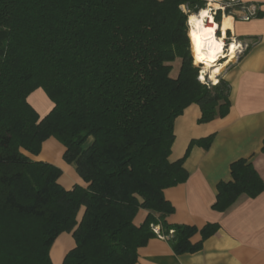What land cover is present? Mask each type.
Returning <instances> with one entry per match:
<instances>
[{"label": "trees", "instance_id": "obj_1", "mask_svg": "<svg viewBox=\"0 0 264 264\" xmlns=\"http://www.w3.org/2000/svg\"><path fill=\"white\" fill-rule=\"evenodd\" d=\"M207 2L0 0V264H54L65 232L75 246L62 264H135L156 226L176 254L199 251L218 231V223H171L165 195L188 180L192 147L209 149L215 137L193 139L173 161L176 118L191 104L199 123L231 108L229 81L207 83L194 61L189 19ZM39 88L53 103L44 117L29 100ZM50 137L85 185L65 188L60 167L31 157ZM217 188L212 208L223 212L242 195L259 196L264 179L241 158ZM141 209L148 214L138 225Z\"/></svg>", "mask_w": 264, "mask_h": 264}, {"label": "crops", "instance_id": "obj_2", "mask_svg": "<svg viewBox=\"0 0 264 264\" xmlns=\"http://www.w3.org/2000/svg\"><path fill=\"white\" fill-rule=\"evenodd\" d=\"M238 1L246 6L233 15L224 14L217 32L224 42L235 39L248 42L243 54L229 55L230 60L218 69L219 78H225L231 85L230 111L224 117L199 123L201 108L191 104L176 118V138L170 156L173 161L185 155L193 139L211 134L215 137L209 149L199 145L192 147L184 162L188 180L165 191L166 198L175 206V212L168 218L171 223L199 228L207 223H218L220 227L194 253L176 254L168 237H154L139 249L135 264H264V191L255 198L240 196L223 212L212 208L218 183L231 179L234 161L248 158L264 179V17L254 16L257 10L264 11V0ZM248 12L252 14L248 19L238 15ZM225 19L229 20L228 26L223 28ZM29 100L41 117L53 108L42 88L35 90ZM64 152L65 146L50 137L43 143L41 152L31 157L60 167L63 173L59 182L65 188L85 185L76 165L64 160ZM147 214V210L141 209L135 218L136 224H141ZM64 236L73 235L65 232L56 239L51 249L54 264H62L70 250L67 243L72 240ZM200 239V234L193 238L195 242ZM58 244L60 252L56 250Z\"/></svg>", "mask_w": 264, "mask_h": 264}, {"label": "bare ground", "instance_id": "obj_3", "mask_svg": "<svg viewBox=\"0 0 264 264\" xmlns=\"http://www.w3.org/2000/svg\"><path fill=\"white\" fill-rule=\"evenodd\" d=\"M216 0H209L210 6L203 8L198 13H192L189 19V25L193 36V47L197 60L205 62L208 68L215 67V62L225 51V42L217 35L220 27L214 18V12L211 10ZM215 5V4H214ZM228 19L224 20L223 28L228 26ZM237 46L232 45L230 54L236 53ZM216 77V72L212 78Z\"/></svg>", "mask_w": 264, "mask_h": 264}, {"label": "rangeland", "instance_id": "obj_4", "mask_svg": "<svg viewBox=\"0 0 264 264\" xmlns=\"http://www.w3.org/2000/svg\"><path fill=\"white\" fill-rule=\"evenodd\" d=\"M238 2H239L238 0H216L214 2L215 5L214 6L212 5L211 10L215 13L218 9H222V12H223L225 10V7H227V6L233 7L234 5L238 4ZM210 4L211 3H209V0H208L206 7L210 6ZM236 11H238V10L233 9V11L230 12V14H228V15H233L234 13H236ZM224 14L227 15L226 12L225 13L223 12L222 16H224ZM238 15H240V16L242 15V18L252 16V14H250L249 12L247 14L243 13V14H238ZM191 37H192V31H191ZM239 43L241 44V46H239ZM225 44H226V49L224 51V54L219 57L217 62H215V65L217 64L215 67L206 69L208 66L205 64V62H200V61L196 60V58L194 57L195 64L199 67V70H200L201 79L202 80L204 79L209 84H213L214 82H216L219 79L218 73L220 70H218V69H221V67H223L230 60L229 55H232V54H230V52L227 53L228 46L236 45L237 46L236 53H238L239 51H241V49H244L248 46V42L237 41L236 39L235 40H227L225 42ZM236 53L233 55L236 56ZM232 59H234V58H232ZM179 66H180V62L176 61L175 66H174L173 71H172V75H176L178 73ZM215 72H216V77L212 78ZM64 237H67L68 239L72 240V243H67V246L69 244V248L71 250L74 247V243H75L73 236H64ZM62 242H66V240H62ZM58 245L59 246L56 248V250L60 252V250H59L60 244H58Z\"/></svg>", "mask_w": 264, "mask_h": 264}, {"label": "built area", "instance_id": "obj_5", "mask_svg": "<svg viewBox=\"0 0 264 264\" xmlns=\"http://www.w3.org/2000/svg\"><path fill=\"white\" fill-rule=\"evenodd\" d=\"M248 18L249 17H245V19H248ZM239 46H241L240 43H239ZM247 47L244 48V49H241V51H239V54L240 55L243 54L245 52V50L247 49ZM225 49H226V45H225ZM230 50H231V46H228L227 53H229ZM154 229H155V232L157 233L158 237H160V238H166V237H168V236H166V235H164L163 233L160 232V228L158 226H156ZM171 233H172V231H171Z\"/></svg>", "mask_w": 264, "mask_h": 264}]
</instances>
